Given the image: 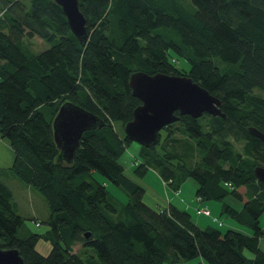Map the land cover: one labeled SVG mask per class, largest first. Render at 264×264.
<instances>
[{
  "label": "trees",
  "instance_id": "trees-1",
  "mask_svg": "<svg viewBox=\"0 0 264 264\" xmlns=\"http://www.w3.org/2000/svg\"><path fill=\"white\" fill-rule=\"evenodd\" d=\"M77 7L82 43L52 0H0V138L13 152L0 169V250H16L22 264H264V184L252 176L264 168V145L247 132L264 136V0H77ZM32 38L47 47L32 51ZM178 58L187 69L176 67ZM134 72L187 76L219 100L224 117L175 113L156 144L141 148L132 173L155 168L174 192L191 179L193 200L219 202V216L237 230L220 231L217 218V228H200L170 205L152 209L123 173L118 158L130 142L113 122L123 128L140 104L127 86ZM64 102L103 122L81 134L69 164L56 162L51 128ZM8 175L45 202L44 235L23 228L2 182ZM39 238L50 244L46 255L35 250Z\"/></svg>",
  "mask_w": 264,
  "mask_h": 264
},
{
  "label": "water",
  "instance_id": "water-1",
  "mask_svg": "<svg viewBox=\"0 0 264 264\" xmlns=\"http://www.w3.org/2000/svg\"><path fill=\"white\" fill-rule=\"evenodd\" d=\"M60 7L71 34L82 43L86 40L85 20L77 7V0H52ZM127 86L131 96L139 101L132 112L131 121L123 126L124 137L144 148L154 146L158 133L167 125L177 121L178 116L192 119L202 115L221 117L219 100L187 76L163 74L148 75L143 72L130 74ZM103 122L95 115L70 103L59 106L52 122V140L57 150L56 162L71 163L81 134L101 128ZM249 135L264 145V136L253 128ZM253 178L264 184V168L256 166ZM0 264H22L18 252L13 249L0 250Z\"/></svg>",
  "mask_w": 264,
  "mask_h": 264
},
{
  "label": "rangeland",
  "instance_id": "rangeland-1",
  "mask_svg": "<svg viewBox=\"0 0 264 264\" xmlns=\"http://www.w3.org/2000/svg\"><path fill=\"white\" fill-rule=\"evenodd\" d=\"M30 45V49L34 52H38L41 49H45L47 46L44 45L42 41L37 38H32L28 41ZM176 67L181 69H187V64L183 59H179L176 61ZM113 128L115 129L116 133L123 138V128L119 122H113ZM162 132V130L160 131ZM159 132V133H160ZM142 146L130 142L122 151L121 155L118 158V162L123 167V173L129 177L130 179L134 180L137 183H140L144 189V195L142 201L148 205L150 208L159 209L157 208L156 204L160 205L159 207L162 208L165 205L166 197H170L173 192L167 187L162 186L161 180L157 176V170L155 168L148 169L144 175L136 176L132 173V161L142 160L141 154ZM155 150L159 149V146L156 145L154 147ZM146 151V150H145ZM158 152V151H157ZM97 179L105 183L106 188L111 191L114 195H122L116 188L111 186L107 183L103 178L97 176ZM2 182L4 185L10 190L13 198V202L17 208V214L23 220V228L29 230L32 233L44 235L47 231V227L44 224L45 220L48 217V209L43 201L42 197L35 192L33 189L27 187L26 185L19 182L13 175H8L5 178H2ZM195 183L191 179L184 178L179 183L177 196L174 198L182 199L183 201L193 200V194L195 191ZM158 200L160 202H155L154 200ZM177 200V199H176ZM205 204H214L216 206H220V203L217 201H207L204 202ZM190 215V220L193 221V215L190 210H186ZM213 218V217H212ZM211 218V219H212ZM219 222H221L222 227H218L220 231H224L225 229H229L227 223L232 222L230 219L215 216ZM35 220L38 225L35 226L34 223L30 222L31 220ZM259 225L261 228L264 226V212L261 214L259 218ZM213 227L217 228L216 224H213ZM23 229V230H24ZM239 231V230H238ZM242 233L248 234L249 230L247 228H240ZM260 247L264 248V236L260 238ZM50 244L47 240L43 238H39L36 245L35 250L41 254L46 255L49 251ZM80 246L75 245L72 248V252H77ZM86 252L90 254L92 251L88 248L80 249V252ZM246 252V251H245Z\"/></svg>",
  "mask_w": 264,
  "mask_h": 264
},
{
  "label": "crops",
  "instance_id": "crops-1",
  "mask_svg": "<svg viewBox=\"0 0 264 264\" xmlns=\"http://www.w3.org/2000/svg\"><path fill=\"white\" fill-rule=\"evenodd\" d=\"M12 159H13V152H12V149L10 148L9 143L5 139H1L0 138V169L9 168L11 163H12ZM132 164H133L132 165V167H133L134 163L132 162ZM161 183H162V186H164V187L166 186V184L163 183L162 181H161ZM138 184L143 188V186L140 183H138ZM172 192H173V194H171L170 197H166V199H165L166 202H165L164 207H166L167 205H170V206L174 207L175 209H177L178 211L190 210L192 215H193V218H192L193 221L192 222L196 226H198L200 228L213 226L211 218L212 217L215 218V216H217V214L219 216L220 206L218 207V206H216L214 204H205L203 202L201 204H196L194 202V200H192V201H190V200L183 201L182 199L180 200L178 198H174V197L177 196V193L179 192V190H177L176 192H174V191H172ZM154 201L155 202H160V201H158L156 199ZM156 206H157V208L160 209V207H159L160 205H158V203L156 204ZM199 206H205L207 208V210L209 212V216L208 217H204V216H201V215H196L194 213L195 208H197ZM164 207H162V208H164ZM155 210H157V209H155ZM227 226H228L229 229L237 230V228L234 226V224H232V222L227 223ZM262 232H263V236H264V226L262 228ZM259 248L264 250V248L260 247V243H259ZM243 254H244V256L246 258H248V259L251 258V254H249L248 252L244 251ZM177 264H204V263L199 258H196V259H193V260H190V261H187V262H182V263H177Z\"/></svg>",
  "mask_w": 264,
  "mask_h": 264
},
{
  "label": "built area",
  "instance_id": "built-area-1",
  "mask_svg": "<svg viewBox=\"0 0 264 264\" xmlns=\"http://www.w3.org/2000/svg\"><path fill=\"white\" fill-rule=\"evenodd\" d=\"M194 202L196 204H201L202 203L200 198H195ZM194 213L196 215H201V216H204V217H208L209 216V212H208V210H207V208L205 206H199V207L195 208ZM212 221L215 222V219H212ZM34 225L37 226L38 224L34 223Z\"/></svg>",
  "mask_w": 264,
  "mask_h": 264
}]
</instances>
